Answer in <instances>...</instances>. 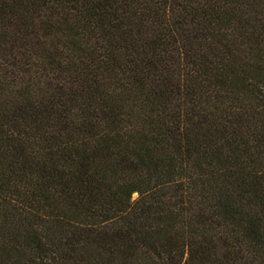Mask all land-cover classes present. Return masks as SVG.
<instances>
[{"label":"trees","instance_id":"trees-1","mask_svg":"<svg viewBox=\"0 0 264 264\" xmlns=\"http://www.w3.org/2000/svg\"><path fill=\"white\" fill-rule=\"evenodd\" d=\"M0 264H264V0H0Z\"/></svg>","mask_w":264,"mask_h":264}]
</instances>
